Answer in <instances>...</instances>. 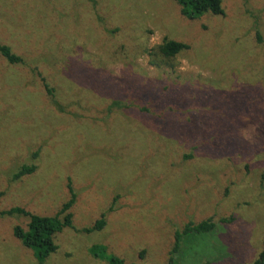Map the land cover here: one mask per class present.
<instances>
[{"label": "rangeland", "instance_id": "obj_1", "mask_svg": "<svg viewBox=\"0 0 264 264\" xmlns=\"http://www.w3.org/2000/svg\"><path fill=\"white\" fill-rule=\"evenodd\" d=\"M222 1L225 16L188 20L176 0H0V43L24 60L0 54V213L53 217L77 197L44 264H168L175 233L210 217L174 264H252L264 249V154L235 158L212 130L238 126L249 146L264 123V0ZM165 38L190 47L174 69L147 53ZM28 222L0 217V264H38L15 236Z\"/></svg>", "mask_w": 264, "mask_h": 264}, {"label": "trees", "instance_id": "obj_2", "mask_svg": "<svg viewBox=\"0 0 264 264\" xmlns=\"http://www.w3.org/2000/svg\"><path fill=\"white\" fill-rule=\"evenodd\" d=\"M181 8V15L188 19V20H197L200 19L202 16L206 14H212L215 16H225L226 12L223 8V1L222 0H176ZM259 41H261V38L259 37ZM190 47L182 42H178L175 40H171L169 38H165L159 46L154 48L152 51H148L147 53L150 54V56L153 59V65L160 66L161 61H163V65H166L170 69H174L175 65L174 62L177 59V57L186 51H189ZM0 54L7 59L8 63L11 65H18L23 64L24 60L22 57L16 55L12 49L4 44L0 43ZM155 59H154V58ZM259 68V67H258ZM257 68V69H258ZM103 73H106L104 71H100ZM44 83V87L48 94L52 96L53 102H55L54 92L49 87L45 79H42ZM154 84L152 81H148L147 85ZM137 85L139 87H144L145 83L143 84L140 81H137ZM172 87V86H171ZM171 87L168 85L164 89L159 88L158 86L155 87V89L162 93L163 97H166L167 94L175 93V91L171 92ZM141 112L147 113L150 112V108L147 107H141ZM248 109V108H247ZM151 112H156L158 115V110L155 111V107L151 109ZM245 114L254 115L253 111L246 110ZM187 123H190V125H193V120H188ZM264 124V123H263ZM263 124L259 127L258 131V137L253 142V144L249 146H244L239 141V127L235 126L232 128H224L219 126H214L212 129L213 131L217 133V137L220 138L218 140H222L225 142L226 140L224 138L229 137L227 141H229L230 146L234 148V155L235 158L240 156L243 157L246 161V156H254L259 153L264 154V126ZM239 125V123L237 124ZM231 127V126H229ZM193 128V127H188ZM200 130H208L209 125H201L199 126ZM186 139V142L188 145H192L195 150H203L205 152L211 151L207 147H204L200 141V143H196L195 140L184 137ZM202 145V147L200 146ZM216 145V142H215ZM213 145V149L215 147ZM255 147V149H252ZM223 148V147H222ZM199 150V151H200ZM234 155L231 156V154H228V157L233 158ZM248 162L245 163V167L248 170L250 167L247 165ZM36 171L35 166H25L23 167L16 175H14L13 180L17 181L25 176L32 175ZM261 184L264 185V175L261 180ZM71 197L70 199L62 205L58 213L53 217H41L37 215H32L28 212H25L22 209L19 208H12L8 211H3L0 213V217L6 216V215H15V214H21L25 215L29 218V222L27 225V228H21L17 227L15 229V236L22 242L24 247L32 250L34 252V256L38 262V264H44L47 259L54 253L58 251V246L55 242V237L57 234L62 233L63 230L66 228H72L73 226V214L72 209L74 208L76 204V194L73 189L70 190ZM4 196L3 192H0V200ZM114 204L117 202V200H114ZM113 204V205H114ZM110 208V211H113L114 206ZM233 221V218H223L220 220L221 224H230ZM106 226V220H105V214L102 215L101 219H99L91 228L83 229L82 232L89 234L95 231H102ZM218 223L215 220L214 217H210L206 220H203L199 223H188L182 231H178L175 233V243L174 247L170 252V259L168 264H174L175 259L174 256L179 252L180 250V243L184 237L196 234V235H205L212 233L217 228ZM97 248H93L92 251H95ZM146 252H141V259L143 260L145 258ZM109 264H126V262L122 259L112 257L108 261ZM204 264H211L209 262H206ZM237 264H244V263H237ZM252 264H264V249L259 253L257 259Z\"/></svg>", "mask_w": 264, "mask_h": 264}]
</instances>
